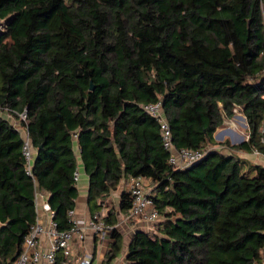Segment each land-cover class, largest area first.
Returning <instances> with one entry per match:
<instances>
[{
  "label": "trees",
  "instance_id": "obj_1",
  "mask_svg": "<svg viewBox=\"0 0 264 264\" xmlns=\"http://www.w3.org/2000/svg\"><path fill=\"white\" fill-rule=\"evenodd\" d=\"M0 21V107L27 113L36 149L28 173L21 132L0 115V264L17 259L36 223L38 187L58 229L73 226L79 157L92 214L122 181L152 180L164 220L134 232L131 264H261L264 166L238 152L264 155V0H0ZM158 101L176 148H222L170 164L141 107ZM236 106L249 138L218 142ZM131 205L123 191L120 212ZM106 222L102 264L124 249L116 211Z\"/></svg>",
  "mask_w": 264,
  "mask_h": 264
},
{
  "label": "built area",
  "instance_id": "obj_2",
  "mask_svg": "<svg viewBox=\"0 0 264 264\" xmlns=\"http://www.w3.org/2000/svg\"><path fill=\"white\" fill-rule=\"evenodd\" d=\"M141 107L146 113L153 116L159 122L163 145L170 152L169 163L177 169L188 168L201 160L208 151L222 148L214 145H208L202 149L176 148L173 142V134L170 124L163 109L162 101L142 104ZM243 110L244 108L242 106L235 107L236 113L239 111L243 112ZM0 115L5 116L9 120L13 117L18 118L19 125L12 122V120L10 121L15 127H17L23 137L22 152L26 159L28 173H30L36 157V149L32 145L28 129L22 125V122L26 120L27 113H16L15 115V113H12L9 109L0 107ZM243 117H245V115ZM227 123V120H225L224 124ZM225 130L227 129H224V131ZM261 131V142L264 143V122ZM227 134H230L231 138L234 137V133ZM253 153L263 159L264 166V155L257 150H254ZM79 177L80 172L77 169L74 174V179L77 183ZM152 191L153 184L150 178L145 176L131 178L127 192L131 197L132 205L128 213L123 214V221H135L141 224V228H143V226L146 227L147 230L145 231H154V225L164 220V217H162L155 207L152 198ZM35 202L36 209L41 206L43 211L50 217V220L46 221L43 216L37 215L36 223L32 226L30 233L26 236L20 255L12 264H56L59 256L60 264H95L93 253L87 251L84 252L83 247L89 236L93 238L97 237L99 241L112 237V229L114 228V225H110L106 222L109 210L105 211L103 208L93 214L91 213L88 218L80 219L76 215V209H71L68 211V217L73 226L68 230L61 231L58 229L57 223L54 221L55 211L50 207L48 200H45L41 205L39 194L36 193ZM109 264L131 263L126 257L121 256V258L116 257ZM261 264H264V252Z\"/></svg>",
  "mask_w": 264,
  "mask_h": 264
},
{
  "label": "crops",
  "instance_id": "obj_3",
  "mask_svg": "<svg viewBox=\"0 0 264 264\" xmlns=\"http://www.w3.org/2000/svg\"><path fill=\"white\" fill-rule=\"evenodd\" d=\"M236 117H238V116H236ZM245 123L247 124L246 120H245ZM246 124L243 125L245 129H243L242 131H240V129H238L237 130L238 132H233L234 133V137L231 138V141H232L231 143L232 144L240 143L239 140H241V139L247 140L249 132H248V125H246ZM244 130H246V133H245ZM240 133H242V135ZM215 139L218 142H221V140H222L221 138H220L221 140H219V138H217V136H215ZM76 152L79 155V151H78L77 147H76ZM238 154H240L242 157H245V158L249 159L253 163L263 165V159L261 157L257 156L256 154H254L253 152L252 153H247V152H244V151H239ZM78 170L80 172L79 181L77 183V186L79 188V197L77 199V204H76V208L75 209H76L77 217L81 219V218H88L92 212H91V210L89 208L88 198H87L88 197V191H89V177H88V175L86 174V172L84 170V166H83V163H82L80 157H79ZM130 181H131V179L128 180V182L127 181H122L120 183V185L118 186L117 190H113L107 195L108 196L107 197L108 200H110L112 198H118V202H119L121 194L123 193V191H127V188H128V186L130 184ZM36 191H37L36 193L39 194V201H40V204L42 205V203L45 202V200H48V195L49 194L47 192H45V191L40 190L39 187L37 188ZM81 195H83V197ZM81 197L83 199V202L85 203V204L83 203V207L86 205L85 210H84L83 207H81V205L80 206L78 205V201H79V199ZM82 211H85L84 215H83ZM119 212L118 211L116 212L117 216H118V220H119ZM37 215L43 216L46 221L50 220V217L48 216V214L46 212L43 211L41 206H39L37 208ZM122 221H123V219H122ZM123 222H125L128 225L126 227V229L131 232V233H128L129 234V243L131 241L132 235L134 234V232L136 230H138V229L147 230V228L144 227V226H143V228H141L142 227L141 224H139V223H137L135 221H131V220L127 221V220H125ZM0 226H1V223H0ZM117 229L124 235V239H125V234L119 228V225L117 226ZM89 238L90 239L88 240V242L86 240V242L84 244L83 251L84 252L87 251V252L93 253V255H94V263L95 264L103 263V261L105 259L107 248H108L109 244L113 241V238L111 237L109 239H104V240L98 241L96 253H95V241H96V238L95 237L93 238L91 236ZM129 243L124 246V249L121 252V256L126 257V251H127V247L129 245Z\"/></svg>",
  "mask_w": 264,
  "mask_h": 264
},
{
  "label": "rangeland",
  "instance_id": "obj_4",
  "mask_svg": "<svg viewBox=\"0 0 264 264\" xmlns=\"http://www.w3.org/2000/svg\"><path fill=\"white\" fill-rule=\"evenodd\" d=\"M0 27H1V21H0ZM236 116H238V117H236ZM244 116V114H243V112L242 111H239V112H237L236 113V115L234 116V118H232V119H230V120H228V119H226L227 120V124H223V126L222 127H220L218 130H217V132L215 133L216 135L215 136H217V138H219V140H221L222 138L219 136L221 133H222V131H223V133L224 132H227L228 130H225L224 131V129H230V130H232L233 132H238L237 130L238 129H240V131H242L243 129H245L244 128V124H246L245 123V119H243L242 117ZM13 117V116H12ZM240 118V119H239ZM10 120H12V122H14V123H16L17 125H19V121H18V118L17 117H13L12 119H10ZM245 131V133H246V130H244ZM241 135H242V133H240ZM221 138V139H220ZM221 141H230V142H232L231 141V135L230 134H227V133H225L224 134V138L221 140ZM82 197H83V195H81ZM82 197L79 199V201H78V205L80 206L81 205V207H83V199H82ZM108 196H106L105 197V199H104V209H105V211L106 210H114V211H120V209H119V202H118V198H112V199H110V200H108V198H107ZM107 199V200H106ZM85 204V203H84ZM85 207H86V205L83 207L84 208V210H85ZM84 212L85 211H82V213H83V215H84ZM122 218H123V214L121 213V212H119V228L124 232V234H125V239H124V246L125 245H127L128 243H129V234L128 233H131L129 230H127L126 229V227L128 226L125 222H123L122 221ZM90 237V236H89ZM87 238V242H88V240L90 239V238ZM118 258H121V254H120V256L118 257Z\"/></svg>",
  "mask_w": 264,
  "mask_h": 264
},
{
  "label": "water",
  "instance_id": "obj_5",
  "mask_svg": "<svg viewBox=\"0 0 264 264\" xmlns=\"http://www.w3.org/2000/svg\"><path fill=\"white\" fill-rule=\"evenodd\" d=\"M92 88H94V86H92ZM243 119H245V117H243ZM227 130H228L227 132H224V133L220 134L219 136L221 138H224L225 133H233L232 130H230V129H227ZM243 141H245V140L244 139L239 140L240 143H242Z\"/></svg>",
  "mask_w": 264,
  "mask_h": 264
}]
</instances>
